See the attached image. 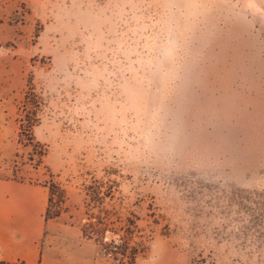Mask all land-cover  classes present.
Returning <instances> with one entry per match:
<instances>
[{
    "label": "rangeland",
    "instance_id": "374dc122",
    "mask_svg": "<svg viewBox=\"0 0 264 264\" xmlns=\"http://www.w3.org/2000/svg\"><path fill=\"white\" fill-rule=\"evenodd\" d=\"M0 180L135 264H264V0H0Z\"/></svg>",
    "mask_w": 264,
    "mask_h": 264
},
{
    "label": "crops",
    "instance_id": "0c3cea01",
    "mask_svg": "<svg viewBox=\"0 0 264 264\" xmlns=\"http://www.w3.org/2000/svg\"><path fill=\"white\" fill-rule=\"evenodd\" d=\"M48 192L0 180V264H102L97 242L62 216L46 220Z\"/></svg>",
    "mask_w": 264,
    "mask_h": 264
},
{
    "label": "trees",
    "instance_id": "16d2710c",
    "mask_svg": "<svg viewBox=\"0 0 264 264\" xmlns=\"http://www.w3.org/2000/svg\"><path fill=\"white\" fill-rule=\"evenodd\" d=\"M23 104H27L29 106H31V108L33 109H37L38 106H37V102H36V99H35V95L33 93V89L30 87V85L27 86V91L25 92V95H24V100H23ZM31 116H33V113H26L25 115V120L22 122H20V125H19V133H18V144L24 146V147H34L35 146V143L33 141V138H32V135H31V128L33 127L34 125V122L33 119H31ZM25 122H27L25 124ZM53 189H58V187L52 183L49 187V190L52 191ZM62 196L60 197V202L62 200ZM51 203V197L49 196L48 197V204ZM61 214V210L58 209L57 211H54L51 213L49 207H47L46 211H45V214H44V219L45 221L46 220H51V219H56L60 216ZM199 262V261H197ZM201 262V261H200ZM22 264V263H21ZM193 264H197L195 261L193 262Z\"/></svg>",
    "mask_w": 264,
    "mask_h": 264
},
{
    "label": "built area",
    "instance_id": "2783aa9c",
    "mask_svg": "<svg viewBox=\"0 0 264 264\" xmlns=\"http://www.w3.org/2000/svg\"><path fill=\"white\" fill-rule=\"evenodd\" d=\"M100 247V258L102 264H135L121 247L118 237L105 236Z\"/></svg>",
    "mask_w": 264,
    "mask_h": 264
}]
</instances>
